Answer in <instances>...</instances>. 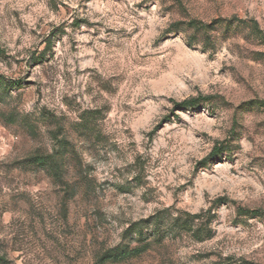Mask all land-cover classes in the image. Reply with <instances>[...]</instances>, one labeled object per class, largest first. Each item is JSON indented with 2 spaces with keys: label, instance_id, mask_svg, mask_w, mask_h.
Wrapping results in <instances>:
<instances>
[{
  "label": "rangeland",
  "instance_id": "rangeland-1",
  "mask_svg": "<svg viewBox=\"0 0 264 264\" xmlns=\"http://www.w3.org/2000/svg\"><path fill=\"white\" fill-rule=\"evenodd\" d=\"M135 223L163 241L107 264H264V0H0L1 264Z\"/></svg>",
  "mask_w": 264,
  "mask_h": 264
},
{
  "label": "trees",
  "instance_id": "trees-1",
  "mask_svg": "<svg viewBox=\"0 0 264 264\" xmlns=\"http://www.w3.org/2000/svg\"><path fill=\"white\" fill-rule=\"evenodd\" d=\"M17 85V84H15ZM194 104L195 100L185 101L184 104ZM65 154L59 156L56 155H36L31 157L33 163L49 167L52 175L59 181L64 182L66 180L67 168L64 159ZM67 186H73L66 182ZM189 216V214L187 213ZM191 217V216H190ZM195 216H192L194 218ZM193 220L191 218L183 219L181 217H176L170 226V232H182L184 229H190L192 227ZM149 230V229H148ZM168 230V231H169ZM130 233L137 234V237L132 238L128 243H121L116 246L107 248L103 250L97 256V264H107L110 262H122L124 260L130 259L132 257L141 255L142 253L148 251L152 245L157 242L163 241L162 229L158 226H152L149 230V234H145L144 227L140 223H135L130 228ZM197 235L206 233L204 228H199L196 230ZM136 242V245L133 243ZM5 258L0 256V264Z\"/></svg>",
  "mask_w": 264,
  "mask_h": 264
}]
</instances>
